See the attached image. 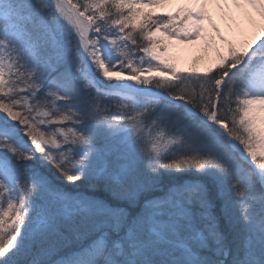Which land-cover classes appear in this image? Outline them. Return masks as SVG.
<instances>
[{"label": "snow or ice", "instance_id": "1", "mask_svg": "<svg viewBox=\"0 0 264 264\" xmlns=\"http://www.w3.org/2000/svg\"><path fill=\"white\" fill-rule=\"evenodd\" d=\"M165 2L0 0V264H264V0Z\"/></svg>", "mask_w": 264, "mask_h": 264}, {"label": "rangeland", "instance_id": "2", "mask_svg": "<svg viewBox=\"0 0 264 264\" xmlns=\"http://www.w3.org/2000/svg\"><path fill=\"white\" fill-rule=\"evenodd\" d=\"M167 1V0H166ZM184 0H174L173 4L165 6L164 3L161 5L151 6V8H146L145 10H151L156 13H165V12H174L179 7ZM210 11L215 19L216 23L220 26L221 30L225 32L226 35H230L231 33L226 30L227 21L222 17L221 12L215 6H210ZM233 12H236V9H232ZM206 26H207V22ZM157 35H163L165 42L169 44V48L166 53H162V55H171L176 57V63L181 68H201L203 69L208 63V52L205 48V44L203 40L195 41L196 44L192 47V54L189 58L186 57V53L188 49L185 47V40L174 39L169 36L164 35L163 29H161ZM213 35H215L213 33Z\"/></svg>", "mask_w": 264, "mask_h": 264}, {"label": "bare ground", "instance_id": "3", "mask_svg": "<svg viewBox=\"0 0 264 264\" xmlns=\"http://www.w3.org/2000/svg\"><path fill=\"white\" fill-rule=\"evenodd\" d=\"M174 0H167L163 5L164 7L165 6H168V5H171L173 4ZM226 30L228 31V28L226 26ZM185 47L188 49L187 53H186V57L185 58H189L192 54V47L195 46L196 42L195 41H185Z\"/></svg>", "mask_w": 264, "mask_h": 264}]
</instances>
